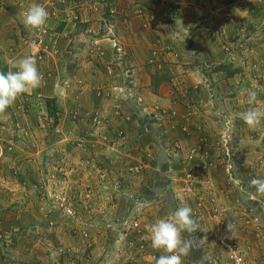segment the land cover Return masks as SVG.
I'll return each instance as SVG.
<instances>
[{"label":"rangeland","instance_id":"1","mask_svg":"<svg viewBox=\"0 0 264 264\" xmlns=\"http://www.w3.org/2000/svg\"><path fill=\"white\" fill-rule=\"evenodd\" d=\"M8 1L0 0V9ZM12 1L14 7L9 5V9L14 8L17 21L23 20V13L32 4L56 13L54 19H50V13L39 30L29 29L24 43L31 39L35 45L40 36L48 35L49 23H63L64 17L68 19L65 22L74 25L78 4L100 3L103 33L105 20L115 16L109 8L112 10L113 3H117ZM147 1L153 7L150 11L159 12L157 24L162 21L165 25V29L160 26L164 35L157 32L150 11L130 8L136 13L135 20L142 15L143 23L133 33L122 30L130 41L113 37V42H107L113 56L100 58L107 67L103 75L112 77L106 83L114 84L110 71L116 62L122 72L126 70L116 74L118 93L112 85L96 88L100 105L91 108L76 102L81 91L73 89L72 100L76 101L70 106L59 97L60 90L54 84L49 87L47 80L53 75L43 65L38 66L44 77L42 85L21 95L24 106L26 100L39 117L30 128V142L25 141L40 153L33 157L37 162L32 163L34 167L0 168V194L6 192L0 199V211L6 214L0 215V249L5 247L9 253L14 241L19 264L31 261L27 254L39 264H43L40 257L48 264H155L163 253L151 247V225L169 216L182 202L193 209L194 217L207 230L191 236L183 233L185 239L192 240L189 254L182 257L183 264H233L231 251L246 264H264V195L250 186L252 179H264V116L256 129H250L239 116L250 107L264 113V0ZM195 2H204L200 8L204 13L189 16L191 9H182V26L177 22L180 8ZM139 4L141 1L135 3ZM125 6L123 1L121 7ZM221 8L225 15L215 13L218 25L205 20ZM140 26L147 35L140 32ZM177 30L184 34L181 44L185 50L190 49V55L180 52V45L173 46L172 36L166 38V33ZM140 38L143 44L138 42ZM47 42L44 37L43 48L37 47L40 63L42 59L47 61V52L43 51ZM137 43L142 53L147 49L150 56L137 53L138 68L132 66V57L127 53L136 49ZM197 47H204L208 54L196 52ZM257 49L261 51H253ZM4 68L0 63V71L6 73ZM109 89L114 94L106 91ZM249 90L257 94L255 104L248 102ZM164 98H169L168 103L161 100ZM97 109L105 113L99 125L95 123ZM76 110L84 121L73 119ZM92 110L94 115L84 116ZM163 110L167 113L157 118L154 113ZM113 123L117 124L115 128ZM10 152L15 153L13 149ZM88 191L97 195L91 214L86 216L84 197L80 196ZM62 192L77 197L73 203L78 212L91 222V248L80 236L83 223L65 217L59 208L56 195ZM230 221L235 225L233 233L227 230ZM64 249H73L77 255L63 257ZM2 257L6 264L13 263L9 256L1 253Z\"/></svg>","mask_w":264,"mask_h":264},{"label":"crops","instance_id":"2","mask_svg":"<svg viewBox=\"0 0 264 264\" xmlns=\"http://www.w3.org/2000/svg\"><path fill=\"white\" fill-rule=\"evenodd\" d=\"M123 1L126 3L125 7H121V3ZM135 0H117V3H113L114 7L110 11L115 13V16L113 17L112 20H108V22L105 20V29L104 32L101 33V25H103L100 22V12H101V5L100 3L96 2L91 6H85V4H76V14L74 17L77 19L76 23L74 25L69 24L68 22H65L67 20L64 19V17L61 19V22H56L53 25L49 23V30H47L49 33L48 35H45L49 42H47V46H45V50L43 49L44 52H47L46 55V60L43 61L42 58V63L37 59V64L39 63V67H43V65H47L46 67L49 68V72L52 73L53 78L47 80L49 82L51 87L53 84L55 85V89L59 91V97H62L67 104L70 106H73L72 103H74V100H72V94H73V89H77L78 91H81L79 95H77V103L83 105V107H94V105L97 104V107L100 105V99L95 97V90L96 88L103 87L106 85H112V90L115 92L116 89V74H123L126 72V70H123V72L116 66L117 62L115 65H112L111 67L113 68L110 73L111 75L113 74V82L106 83L107 80H111L112 77L109 76V78H105L106 74V65H103L100 62V58L102 57H110L111 54L113 56V50L112 46L107 44V42L112 41L113 37L119 36L121 39H123L125 42L126 40L124 38L127 33H133V29L138 31L139 25L143 23V20H141V16L137 18L138 20H135L132 12V9H138L143 11H150L153 9L152 4L147 0H138L141 1V5H135V3H132ZM14 1H8L5 5L6 7H3L0 9V63L6 71H8L11 67V64L13 61H17L20 58H23L24 56L27 55H34L36 57L37 55V45L33 44L32 40L30 39L29 43L26 44V41L24 43V40H26L28 36L29 29L25 28L23 24V20L19 18L17 21L14 8L9 9V5L12 6V3ZM145 4L147 5H144ZM143 3V4H142ZM202 3L200 5H196L197 2L190 3L192 6L188 7L186 4L184 6L182 5V8H180L181 11V16L177 19L179 24L183 23V16L185 14V11L183 12L182 9L187 11L188 9H191L189 16H192L194 14H202L204 12L201 11L200 8ZM16 4V3H15ZM110 4V3H109ZM17 5V4H16ZM224 8L217 9L216 11L212 12V17L205 19L211 21V25H218L215 18V13L217 15L223 16ZM153 11V10H152ZM153 18L152 20L155 21V24H157L158 21V16L159 12H152ZM117 12V15H116ZM147 13V12H146ZM214 13V14H213ZM136 16V13H135ZM147 18H149V14L145 15ZM202 17V16H201ZM200 19V17H199ZM197 21V20H196ZM216 21V22H215ZM152 22V21H151ZM190 24L192 23L191 21H188ZM68 23V24H67ZM215 23V24H214ZM56 24V25H55ZM149 24H151L149 22ZM52 25L54 31L51 32ZM60 25V26H57ZM56 26L58 27V31L56 30ZM160 26H163L162 28L165 29V25L160 21L157 24V32L161 34V36L164 35V30L160 28ZM216 29L215 26H211V29ZM33 30V29H31ZM39 30V29H38ZM122 30L128 31L127 33L125 32V35H123L121 32ZM35 31V30H33ZM57 31V32H55ZM73 31V32H72ZM75 31V32H74ZM140 32L143 34L147 35V30L142 29L140 26ZM183 32H187L186 28L183 30ZM213 32V31H212ZM70 33H73L72 35ZM186 34V33H185ZM172 36V37H170ZM170 37L171 41H173V46L177 47L180 45V52L183 51L184 54L190 55V49L185 50L184 42L185 39H183L185 36L184 34L182 35L179 30L174 31L172 33H166V38ZM129 38V37H128ZM145 38V36H144ZM165 38V39H166ZM138 42L142 43L143 39H137ZM133 40V41H137ZM168 41V39H166ZM130 41V39L128 40ZM195 41L196 38H195ZM22 42V43H21ZM113 42V41H112ZM32 43V44H31ZM133 42H130V46L132 47ZM183 43V45L181 44ZM143 44V43H142ZM46 45V44H45ZM138 46L134 48H131L127 50L132 57V66L137 67L140 64L139 59L137 58V53L139 55L143 54L144 57L149 56L148 50L144 49L145 52L142 53V48L141 45L137 43ZM143 46V45H142ZM189 48V47H188ZM198 48V47H197ZM195 48L196 52H205L201 53L202 55H207L208 51L205 50L203 47V50L201 48ZM134 49V51L132 50ZM193 51V49H192ZM254 52H258L261 50H253ZM136 55V56H135ZM209 56V55H208ZM128 57V58H129ZM150 57V56H149ZM104 59V58H103ZM144 60V58H143ZM103 68H105L103 70ZM15 70V69H12ZM110 70V69H109ZM58 75L56 78L55 76ZM55 75V76H54ZM51 76V75H50ZM60 79V80H59ZM60 83L59 87H57V83ZM135 85L137 83L133 81ZM115 85V86H114ZM137 87V86H136ZM135 90L141 94L138 91V87ZM107 88V87H106ZM120 88V85H119ZM118 88V89H119ZM37 89H35L36 91ZM111 89L106 90L110 91L112 94L114 92ZM118 92H115V94ZM99 96L101 95L100 92H98ZM166 98V97H165ZM161 99L164 102L169 101V98L167 99ZM90 100H94L95 102H92L91 105L89 104ZM112 99H109L110 105L112 104ZM172 100V98H171ZM25 106L23 104V100H21V96L17 98V100L14 102V104L8 108L7 113L5 115H0V168H14V169H21L23 167H34L33 162L37 163L36 160L33 157H36L40 151H37L32 149L29 143H27L25 140L29 139V135L31 134L30 128L34 126L35 122L39 121L38 115L33 113L34 109L29 105V103L24 100ZM88 102V103H86ZM86 103V105H84ZM86 107V108H87ZM96 109V108H95ZM113 109V108H112ZM83 110V109H82ZM94 110L92 112H84L88 116L91 113L94 115ZM97 113H95V117L97 118V123L98 125L101 124L100 121L103 119V116L105 113L99 109L96 110ZM76 112H79L76 110ZM116 110L113 109V113H115ZM105 117V116H104ZM118 117L115 116V119ZM113 118V122L115 120ZM115 123V122H114ZM112 127H116L117 124H114ZM119 128V126H118ZM116 128V129H118ZM30 133V134H29ZM121 133H123L121 131ZM92 135V133H90ZM127 137V136H126ZM26 138V139H25ZM30 142V140H28ZM14 150L15 153H11V150ZM50 153H52L49 150ZM14 183V182H12ZM6 194V192H2L0 194V199L2 195ZM0 215H6L5 212L0 211ZM4 224V223H3ZM5 225V224H4ZM14 225V224H13ZM17 226V225H14ZM33 243L31 244L32 247ZM14 241L9 245V253H6V248L1 247L0 249V264H6L4 262V258H1V253L3 255H7L11 258V261L13 263H10V260H6L10 264H19L18 259H16V256L19 255L18 248L15 247ZM38 246V245H36ZM35 246V247H36ZM31 250L34 249V246L30 248ZM29 259L28 264H39L36 263L38 260L32 258L33 255L30 257L29 254H27ZM43 264H48L45 261H43V258H39Z\"/></svg>","mask_w":264,"mask_h":264},{"label":"clouds","instance_id":"3","mask_svg":"<svg viewBox=\"0 0 264 264\" xmlns=\"http://www.w3.org/2000/svg\"><path fill=\"white\" fill-rule=\"evenodd\" d=\"M48 17L49 13L43 5L32 4L23 13V24L28 29H40L46 24ZM43 79L34 55L13 61L6 73L0 71V115H5L19 96L40 87ZM247 95L249 104H255L256 92L249 90ZM239 116L250 129H256L260 126L264 113L250 107ZM250 186L258 194L264 195V179H252ZM234 227L232 221L227 224V230L231 233ZM198 230L207 231L202 229L198 218L193 215V209L187 203L182 202L169 216L158 219L150 229L151 247L163 253L155 260V264H183L182 257L189 254L192 246V240L185 239L183 233L191 236Z\"/></svg>","mask_w":264,"mask_h":264},{"label":"built area","instance_id":"4","mask_svg":"<svg viewBox=\"0 0 264 264\" xmlns=\"http://www.w3.org/2000/svg\"><path fill=\"white\" fill-rule=\"evenodd\" d=\"M50 13H52L51 15H53L52 17L49 16V17H51L50 19L56 18V13H54L53 11L50 12ZM43 41H44V36H40L38 44H37L38 47L43 48L42 47L43 46ZM115 45H117V44L115 43ZM154 53L156 54V52H154ZM157 54H158V52H157ZM149 62L153 63V60H150ZM166 113H167V111L163 110V111H160V112L156 111V113H154V114L156 115L157 118H159L160 115L162 116V115H164ZM174 114L175 113L173 112V115ZM73 119L74 120H78V121H84L85 120V118L81 117V115L79 113H77V112L74 114ZM97 121L98 120L95 117V122H97ZM78 145L79 146L81 145L80 141H79ZM129 170L132 171V172H135L133 168H131ZM136 170H137V168H136ZM98 171H99L100 174H104V172L100 171L99 168H98ZM121 175L123 176V174H121ZM103 178H104V176H103ZM36 187L39 188L38 186H36ZM91 193H92L91 191H88V192H86V194L83 193L80 196L82 198L84 197L83 209L86 212V214H85L86 216H87V214H91L92 208L94 206L95 195H97L96 193H94V194L93 193L91 194ZM84 194H85V196H84ZM56 196H57V198L60 201L59 208L63 211L64 216L69 218V219L76 220L77 222H80L81 224L83 223V225L85 227L81 231V235L80 236L86 242L87 248H91V246H93V242H94V238L92 237L91 231H90L91 222H89L87 219L85 220L86 216L83 217L78 212L76 204L73 203V200H77V197H70L69 195L65 194L64 192H62L61 194L56 195ZM135 225L137 226L138 223L137 224L135 223ZM222 243L225 244L224 241H222ZM61 255H63V257L74 255L72 257H75V255H77V253L73 249H71V250L70 249H68V250L64 249V252H61ZM229 255H230L231 260L233 261V264H246L245 260L241 256L237 255L235 251H231L229 253Z\"/></svg>","mask_w":264,"mask_h":264}]
</instances>
